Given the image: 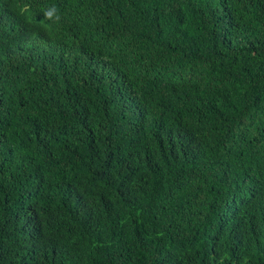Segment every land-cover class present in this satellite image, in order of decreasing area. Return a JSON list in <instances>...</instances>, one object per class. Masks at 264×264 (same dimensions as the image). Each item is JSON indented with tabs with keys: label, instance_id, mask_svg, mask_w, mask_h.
<instances>
[{
	"label": "trees",
	"instance_id": "16d2710c",
	"mask_svg": "<svg viewBox=\"0 0 264 264\" xmlns=\"http://www.w3.org/2000/svg\"><path fill=\"white\" fill-rule=\"evenodd\" d=\"M0 264H264V0H0Z\"/></svg>",
	"mask_w": 264,
	"mask_h": 264
},
{
	"label": "clouds",
	"instance_id": "9594fccd",
	"mask_svg": "<svg viewBox=\"0 0 264 264\" xmlns=\"http://www.w3.org/2000/svg\"><path fill=\"white\" fill-rule=\"evenodd\" d=\"M53 11H54V10H53ZM53 11H48V12L45 13V15H46L49 19H51L52 16H53ZM59 19H60V17H59V15H57V16H56V20L58 21Z\"/></svg>",
	"mask_w": 264,
	"mask_h": 264
}]
</instances>
